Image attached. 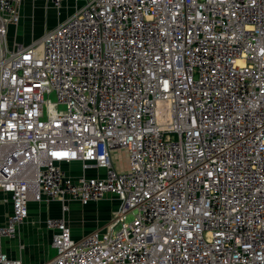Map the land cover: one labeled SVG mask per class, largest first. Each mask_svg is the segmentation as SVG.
I'll return each instance as SVG.
<instances>
[{
  "label": "built area",
  "instance_id": "obj_1",
  "mask_svg": "<svg viewBox=\"0 0 264 264\" xmlns=\"http://www.w3.org/2000/svg\"><path fill=\"white\" fill-rule=\"evenodd\" d=\"M23 1L0 0V264H22L2 242L30 203L106 195L118 209L79 240L45 221V264H264V0H73L10 46Z\"/></svg>",
  "mask_w": 264,
  "mask_h": 264
},
{
  "label": "crops",
  "instance_id": "obj_2",
  "mask_svg": "<svg viewBox=\"0 0 264 264\" xmlns=\"http://www.w3.org/2000/svg\"><path fill=\"white\" fill-rule=\"evenodd\" d=\"M47 6L50 5L46 0L23 1L20 25L17 28L11 27L8 32L7 38L10 46L13 43L29 44L35 39L31 35L32 32L39 30L38 34L41 36L46 30L55 27V23H51L54 20L55 11L54 9L49 10V13L52 14L50 16L45 14ZM60 12L58 16H61ZM62 14L63 16L67 15L68 10H63ZM63 168L71 177L80 176L82 172L80 163L64 165ZM109 199L110 197H105L101 201L90 203L87 206L69 203V210L65 213L62 212L61 204L57 202L30 203L27 220L18 229V235L14 240H3V251L9 258L19 260L22 264H45L51 255L53 236V232L46 229L45 221L49 218H63L70 228L73 239L79 240L93 231L103 228L108 223L111 218L110 208L106 206L100 210L98 206L104 204L103 200ZM10 213V198L0 191V226L5 224Z\"/></svg>",
  "mask_w": 264,
  "mask_h": 264
},
{
  "label": "rangeland",
  "instance_id": "obj_3",
  "mask_svg": "<svg viewBox=\"0 0 264 264\" xmlns=\"http://www.w3.org/2000/svg\"><path fill=\"white\" fill-rule=\"evenodd\" d=\"M50 6H47L45 8V14H48L49 16L52 15L51 13H49V10L54 9L52 6L51 7ZM75 6H77V5L75 4V2L73 0H66V1H64L62 3V6H61L60 10L54 9L55 16H54V20H52L51 23L52 24L55 23V26H56L57 24L60 23V21L65 20L67 17H69L72 14V12L74 11V7ZM63 10H68V14L63 16V14H62L63 13ZM59 12H60V15L61 16H58ZM38 32H40V31L39 30H36V31H34V32L31 33V35L33 36V39L35 37L34 40L38 39V37L40 36V34H38ZM112 158H113L114 166H115V168H116L117 171L121 172V171H125L126 170V154H125L124 151H121V150L115 151L112 154ZM105 197H110V199L109 200H103L104 201V204L102 206H98L99 207L98 209L102 210L103 208H105L106 206H108L110 208V212H111V215H112V212L113 211H116L118 209L119 202L116 200V198L113 195H106ZM130 220H131V217L128 218V221H130ZM54 255H55V251L53 249H51L50 258H52Z\"/></svg>",
  "mask_w": 264,
  "mask_h": 264
}]
</instances>
